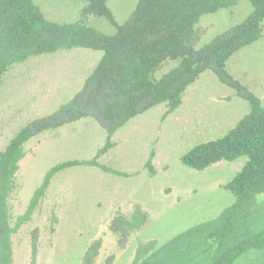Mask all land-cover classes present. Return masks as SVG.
Instances as JSON below:
<instances>
[{"label":"rangeland","instance_id":"rangeland-1","mask_svg":"<svg viewBox=\"0 0 264 264\" xmlns=\"http://www.w3.org/2000/svg\"><path fill=\"white\" fill-rule=\"evenodd\" d=\"M33 1L47 20L57 23L75 22L84 5L81 0ZM106 1L119 25L138 2ZM250 11V4L241 0L201 17L197 49L242 22ZM90 23L106 35L115 32L104 19ZM101 57L102 52L73 49L12 66L0 89V152L19 130L68 102ZM174 66L166 63L157 77ZM226 67L264 106V30L259 41L233 55ZM166 111L165 105H158L115 132L114 147L97 162L118 174L86 166L56 174L31 220L12 238V264H32V238L37 241L34 264H80L85 249L97 241L96 264H130L138 244L163 243L230 206L233 196L224 186L246 158L219 162L200 172L183 166L180 158L231 130L249 112L247 102L208 70L186 90L176 111L168 115ZM105 140L99 124L86 118L27 142L8 201L11 222L24 214L47 171L65 162L91 160ZM149 162L152 175L145 167ZM136 208L144 215L140 229L127 236L110 230L115 218L129 219ZM255 208L264 214V194L257 197ZM235 264H264V251H250Z\"/></svg>","mask_w":264,"mask_h":264},{"label":"trees","instance_id":"trees-1","mask_svg":"<svg viewBox=\"0 0 264 264\" xmlns=\"http://www.w3.org/2000/svg\"><path fill=\"white\" fill-rule=\"evenodd\" d=\"M81 1L84 5L78 20L57 23L47 20L33 0H0V89L4 74L31 58L73 49L102 52L68 102L19 130L0 152V264H12V238L31 220L56 174L77 166L109 170L97 158L114 147L115 132L161 104L166 106V115L173 113L186 90L208 70L247 102L249 112L222 137L192 147L180 162L200 172L219 162L246 158L224 186L233 202L214 219L195 224L163 243L138 244L130 264H235L250 251H264V214L255 208L257 197L264 194V106L226 67L233 55L262 38L264 0H244L251 6L248 16L199 49L201 17L241 0H138L122 25L115 21L106 0ZM90 19L106 20L115 32L102 33ZM168 62L175 66L157 77ZM86 118L105 131L103 147L91 160L65 162L47 171L24 214L12 223L8 201L25 144L43 132ZM145 167L154 173L150 162ZM143 218L136 208L129 219L115 218L110 230L127 236L140 229ZM31 247L34 264L35 238ZM99 249V241L89 245L80 264H96Z\"/></svg>","mask_w":264,"mask_h":264}]
</instances>
